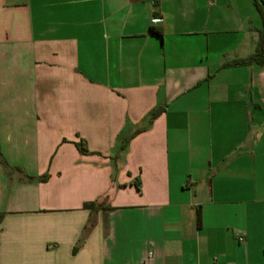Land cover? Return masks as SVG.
Here are the masks:
<instances>
[{
    "label": "crops",
    "instance_id": "0c3cea01",
    "mask_svg": "<svg viewBox=\"0 0 264 264\" xmlns=\"http://www.w3.org/2000/svg\"><path fill=\"white\" fill-rule=\"evenodd\" d=\"M156 4L0 0V264H264L261 17Z\"/></svg>",
    "mask_w": 264,
    "mask_h": 264
},
{
    "label": "trees",
    "instance_id": "16d2710c",
    "mask_svg": "<svg viewBox=\"0 0 264 264\" xmlns=\"http://www.w3.org/2000/svg\"><path fill=\"white\" fill-rule=\"evenodd\" d=\"M252 2H253L254 7H255L256 11L258 12V14L260 15L261 20H262V30L260 32V41H259L258 49L256 50L254 55H252L251 57H249L245 61H238V62L234 63V65H236V64H247L250 62H254L258 66H262L264 63V11H263L264 0H252ZM261 4L263 7L261 6ZM156 6H157V4H156ZM148 35L151 37L157 38L160 42H162V31L160 28L150 27L148 29ZM153 116H155V114ZM75 147L81 155H88V152L85 148V143L83 141L76 143ZM3 166H5L4 163H3ZM13 171L18 172L20 174H23L19 169H14ZM22 177H23V181H25V182L30 183V182L34 181L33 178L27 177L24 174L22 175ZM47 180H48L47 175H45L39 179V181L42 183H45ZM98 206H99L98 203H92V204L88 205V207L90 209H93V208L97 209V208H99ZM200 223H201V215H200V211L198 209L197 210V226L198 227H200ZM92 227H93V225L91 223L90 224L88 223L87 227L85 228V232L87 233L89 231V229H91ZM77 248L78 247H76L73 250V254L76 253Z\"/></svg>",
    "mask_w": 264,
    "mask_h": 264
},
{
    "label": "built area",
    "instance_id": "2783aa9c",
    "mask_svg": "<svg viewBox=\"0 0 264 264\" xmlns=\"http://www.w3.org/2000/svg\"><path fill=\"white\" fill-rule=\"evenodd\" d=\"M148 3H150V5L152 6H156L157 0H146ZM239 241H241V239H239Z\"/></svg>",
    "mask_w": 264,
    "mask_h": 264
},
{
    "label": "water",
    "instance_id": "95a60500",
    "mask_svg": "<svg viewBox=\"0 0 264 264\" xmlns=\"http://www.w3.org/2000/svg\"><path fill=\"white\" fill-rule=\"evenodd\" d=\"M261 6H262V4H261ZM263 7V6H262ZM263 11H264V8H263Z\"/></svg>",
    "mask_w": 264,
    "mask_h": 264
}]
</instances>
